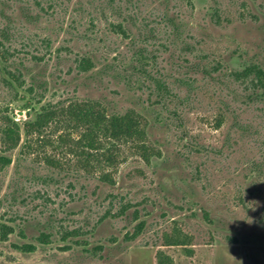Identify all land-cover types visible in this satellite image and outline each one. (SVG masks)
Returning a JSON list of instances; mask_svg holds the SVG:
<instances>
[{"label":"rangeland","instance_id":"obj_1","mask_svg":"<svg viewBox=\"0 0 264 264\" xmlns=\"http://www.w3.org/2000/svg\"><path fill=\"white\" fill-rule=\"evenodd\" d=\"M0 41V264H264V89L237 76L264 69V0H0ZM30 86L131 112L145 137L95 150L53 126L23 149Z\"/></svg>","mask_w":264,"mask_h":264},{"label":"trees","instance_id":"obj_2","mask_svg":"<svg viewBox=\"0 0 264 264\" xmlns=\"http://www.w3.org/2000/svg\"><path fill=\"white\" fill-rule=\"evenodd\" d=\"M0 45H2L1 41ZM5 52V50L4 52L0 50V55ZM79 67L87 71L91 69L92 61L89 58H82ZM11 76L17 83H21L20 75L17 76L11 73ZM237 76L240 78L252 76L251 81L254 85L264 89V69L258 65L253 64L245 68L242 72L237 73ZM26 92L28 96L24 98V105L27 109L34 110V116L23 123L25 137V142L22 144L23 149H29L34 136H37V139L42 141L46 129L53 126L80 129L81 136L77 143L83 148L88 147L95 150L102 148L103 139L117 146V143L141 142L145 137V130L140 119L131 112L108 114L106 109L95 101H73L67 105H55L50 102L41 104L40 94L33 86L27 88ZM21 127L17 120L7 116V125L2 131L3 142L7 150H12L20 144L22 140ZM141 147L145 149L146 146L143 145ZM102 156L109 163H113L115 160V154L112 149L103 152ZM11 162L12 158L6 153L0 154V170L10 165ZM49 162L53 165L58 164L55 160H49ZM104 178L110 179L108 175H105ZM0 226L3 238H6L14 231V228L7 224H0ZM39 239L41 241L49 240V235L42 234ZM185 243L186 241L180 236L168 240L170 245H183ZM15 247L23 252H30L36 248L34 244L15 245ZM157 259L158 264H173L172 258L162 251L158 253Z\"/></svg>","mask_w":264,"mask_h":264}]
</instances>
